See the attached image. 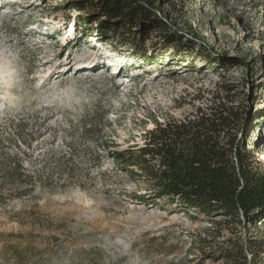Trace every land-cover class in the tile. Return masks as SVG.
I'll return each mask as SVG.
<instances>
[{
    "label": "rangeland",
    "instance_id": "obj_1",
    "mask_svg": "<svg viewBox=\"0 0 264 264\" xmlns=\"http://www.w3.org/2000/svg\"><path fill=\"white\" fill-rule=\"evenodd\" d=\"M65 2L0 0V128L38 132L25 142L40 160L71 145L78 178L0 204V264H238L232 248L253 264L264 217L237 223L155 198L124 155L157 122L221 103L264 176V0H142L149 16L124 29Z\"/></svg>",
    "mask_w": 264,
    "mask_h": 264
},
{
    "label": "trees",
    "instance_id": "obj_2",
    "mask_svg": "<svg viewBox=\"0 0 264 264\" xmlns=\"http://www.w3.org/2000/svg\"><path fill=\"white\" fill-rule=\"evenodd\" d=\"M65 3L69 8L90 7L94 15L120 29L149 16L142 0ZM84 19L90 21L93 17L85 14ZM160 36L169 47H175L170 34ZM240 121L238 112L221 103L197 108L194 115L186 118L157 122L146 132L143 146L127 152L124 161L137 170L138 177L154 186L155 198H169L187 210L220 212L237 223L245 221L252 225L264 217V176L253 171V152L232 134ZM10 124L15 129L13 134L0 128L1 205L9 200L36 198L38 188H53L61 181L64 187L78 180L70 165L76 152L71 145L70 153L40 160L25 142L26 124ZM83 131L85 136L97 133L95 119L85 121ZM38 136V132L32 131L27 137L34 141ZM250 248L255 250L253 264H264L263 242H253ZM227 253L238 264L243 257L242 248H232Z\"/></svg>",
    "mask_w": 264,
    "mask_h": 264
},
{
    "label": "bare ground",
    "instance_id": "obj_3",
    "mask_svg": "<svg viewBox=\"0 0 264 264\" xmlns=\"http://www.w3.org/2000/svg\"><path fill=\"white\" fill-rule=\"evenodd\" d=\"M34 6V3L33 2H30V3H28V4H25V9H29V8H32ZM23 13V11H20L18 14H17V16H21V14ZM47 22H51V21H47ZM44 40H45V38L43 37L42 38V41H40V43H38V44H44ZM92 51V50H91ZM94 51V50H93ZM71 54H69V56L67 57V59H66V61H67V63L64 65L65 67H70V65H71V63L74 61V60H71ZM100 57L98 56H95L94 57V59L91 61V62H89L88 64H87V67H90V69H92L93 67H95V66H98V59H99ZM101 59V58H100ZM81 63V62H80ZM60 67H62V63L60 64V66H58V68H60ZM80 68V67H79ZM83 69V68H82ZM71 71V68L68 70V72L67 73H69ZM116 74H119V75H121V74H124V75H126L124 72H122V70L120 71V69L117 71V73ZM65 75V74H64ZM118 77V75L116 76V78ZM50 79L52 78V74L50 75V77H49ZM129 83H131V81L129 82Z\"/></svg>",
    "mask_w": 264,
    "mask_h": 264
}]
</instances>
